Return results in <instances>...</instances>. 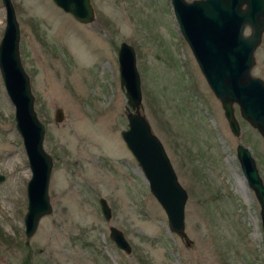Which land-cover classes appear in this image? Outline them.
Wrapping results in <instances>:
<instances>
[{"label": "rangeland", "instance_id": "1", "mask_svg": "<svg viewBox=\"0 0 264 264\" xmlns=\"http://www.w3.org/2000/svg\"><path fill=\"white\" fill-rule=\"evenodd\" d=\"M83 23L53 0H12L20 56L51 154V212L25 235L31 176L15 108L0 72V264H264L260 204L245 180L236 145H247L264 180V139L239 113L229 129L220 100L182 36L171 0H91ZM0 0V39L6 23ZM249 27L245 28V33ZM135 50L139 113L164 144L187 190L185 229L168 218L121 131L127 128L118 48ZM252 72L264 79V33ZM63 109L56 121L55 108ZM99 197L111 217L104 218ZM111 225L131 253L110 239Z\"/></svg>", "mask_w": 264, "mask_h": 264}, {"label": "water", "instance_id": "2", "mask_svg": "<svg viewBox=\"0 0 264 264\" xmlns=\"http://www.w3.org/2000/svg\"><path fill=\"white\" fill-rule=\"evenodd\" d=\"M77 21L89 23L95 19L91 0H53ZM178 27L187 40L204 78L221 102L229 129L240 135V123L234 105L249 125L264 139V79L253 72L255 51L264 33V0H171ZM6 8V23L0 39V72L15 108L16 129L22 136L31 176L27 179V210L23 223L25 235L36 231L38 220L50 213L52 206L47 188L53 159L44 149L45 124L38 118L30 77L20 54V25L12 0H2ZM249 32L245 33V28ZM120 83L125 88L127 103L132 110L126 112L128 126L122 130L125 145L141 166L152 195L166 212L170 230L183 234L185 229V203L187 190L179 184L177 174L161 139L153 133L150 123L139 113L142 100L140 74L137 71L135 50L126 41L118 48ZM56 121H62L63 109L54 110ZM236 155L248 185L260 204L264 242V180L249 147L236 145ZM3 174L0 175V180ZM99 203L107 220L112 211L106 198ZM110 239L120 249L131 253L129 243L121 229L111 225Z\"/></svg>", "mask_w": 264, "mask_h": 264}]
</instances>
